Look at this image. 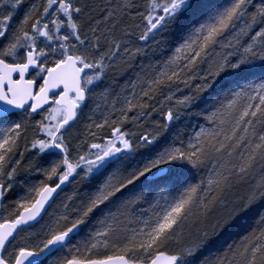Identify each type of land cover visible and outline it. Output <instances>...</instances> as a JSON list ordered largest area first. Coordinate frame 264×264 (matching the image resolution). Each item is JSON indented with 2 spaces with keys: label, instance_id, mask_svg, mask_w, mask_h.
<instances>
[{
  "label": "snow or ice",
  "instance_id": "snow-or-ice-1",
  "mask_svg": "<svg viewBox=\"0 0 264 264\" xmlns=\"http://www.w3.org/2000/svg\"><path fill=\"white\" fill-rule=\"evenodd\" d=\"M0 264H264V0H0Z\"/></svg>",
  "mask_w": 264,
  "mask_h": 264
},
{
  "label": "trees",
  "instance_id": "trees-1",
  "mask_svg": "<svg viewBox=\"0 0 264 264\" xmlns=\"http://www.w3.org/2000/svg\"><path fill=\"white\" fill-rule=\"evenodd\" d=\"M26 3H27V0H26ZM117 80H118V83H123V78H120V77H117ZM38 118V117H37ZM187 121L182 119L173 129H172V132L169 133L168 135L171 136L172 134H174L175 132L183 129L184 127V124L186 123ZM83 123V121H82ZM78 130H82V127ZM233 239L236 238L235 234H233ZM219 247V245H212L210 246L208 249H205L202 253L198 254L197 257H196V261L198 262L203 256H206V255H209V253L211 252H214L217 250V248Z\"/></svg>",
  "mask_w": 264,
  "mask_h": 264
}]
</instances>
